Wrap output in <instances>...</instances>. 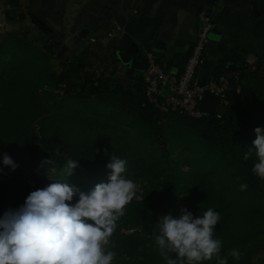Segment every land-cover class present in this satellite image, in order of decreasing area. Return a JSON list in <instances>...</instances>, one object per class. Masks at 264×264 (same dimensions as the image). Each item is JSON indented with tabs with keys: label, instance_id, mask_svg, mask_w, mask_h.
<instances>
[{
	"label": "trees",
	"instance_id": "1",
	"mask_svg": "<svg viewBox=\"0 0 264 264\" xmlns=\"http://www.w3.org/2000/svg\"><path fill=\"white\" fill-rule=\"evenodd\" d=\"M60 37L65 38L63 34ZM79 48L77 53L66 44L60 47L57 57L61 61L68 60L71 67L56 75L51 63L56 52L51 44L40 47L26 32L9 33L0 39V168H4L2 157L5 154L18 165L37 173L39 167L49 165L65 171L67 161L72 159L79 161L73 173V180L79 181L81 178L100 179L109 174L107 164L111 162V155L127 161V176L136 168L144 169L145 164L148 175L141 170L134 175L150 177L152 185L140 200L126 206L118 224L140 226L148 230V235L118 236L111 248L115 253L113 264H166L155 241L154 227L159 218L168 214L178 217L182 208L202 215L210 207L221 215L215 231L223 243L220 257L227 258L228 264H256L253 258L264 240V180L253 173L254 163L258 161L255 152L249 153L248 148L253 147L256 139L255 129L264 128V66L240 63L227 73L213 76L226 75L232 79V88L215 115L200 118L180 112L162 115L146 96L144 71L131 69L127 86L112 85L110 77L114 71L105 78L78 75L75 83L72 71L77 73L84 69L83 56L96 50L86 44ZM115 49L116 55L121 48ZM147 50L158 56L166 70L178 74L189 58V55L183 58L176 55L163 59L155 50ZM63 82L70 88L61 95L44 91L47 85L58 89ZM43 93L55 100L49 108L41 103ZM70 100L80 101L84 109L64 117L58 109ZM53 107L57 110L54 113L49 110ZM108 109L131 121L129 126L140 137L135 147L108 144L92 151L79 147L81 139L60 138L65 132L75 130L74 119L81 121L76 129L79 135H95L99 129H117L114 123L98 117L99 111ZM62 118L66 122L64 129L60 128ZM175 150L178 151L174 154ZM196 153L202 160L227 158L235 163L233 168L239 179L235 197H229L227 190L213 189L217 177L208 178L207 183L200 186L187 182L179 163L193 159ZM226 172L231 173V170ZM241 185L247 188L241 190ZM10 187L12 183L4 177L3 171L0 174V216L23 204ZM233 249L241 253L239 259L231 256ZM133 250L136 255L122 257L123 253ZM203 264H216V259Z\"/></svg>",
	"mask_w": 264,
	"mask_h": 264
},
{
	"label": "clouds",
	"instance_id": "2",
	"mask_svg": "<svg viewBox=\"0 0 264 264\" xmlns=\"http://www.w3.org/2000/svg\"><path fill=\"white\" fill-rule=\"evenodd\" d=\"M255 134L248 151H254L258 161L253 173L264 180V128L257 127ZM2 164L12 170L18 167L7 154ZM78 166L79 161L69 159L67 177ZM107 168L108 182L88 192L56 181L31 191L21 206L0 216V264H113L110 238L139 186L127 178L125 159L111 155ZM246 188L241 185V190ZM220 220V213L211 207L202 215L182 208L178 217H160L154 234L166 264H203L214 257L216 264H228L227 258L220 257L223 243L215 236ZM240 255L237 249L231 251L235 259Z\"/></svg>",
	"mask_w": 264,
	"mask_h": 264
},
{
	"label": "crops",
	"instance_id": "3",
	"mask_svg": "<svg viewBox=\"0 0 264 264\" xmlns=\"http://www.w3.org/2000/svg\"><path fill=\"white\" fill-rule=\"evenodd\" d=\"M18 9L26 19L58 23L70 35L71 42L64 43L68 47L86 44L107 58L115 48L127 49L132 41L143 54L152 49L163 59L190 57L200 14L206 13L219 32L218 38H209L202 66L210 71L209 77L240 63L264 66V0H0L2 15H13ZM3 18L7 27L9 21ZM110 19L119 22L117 29L109 27ZM84 28L89 30L86 38L80 36Z\"/></svg>",
	"mask_w": 264,
	"mask_h": 264
},
{
	"label": "rangeland",
	"instance_id": "4",
	"mask_svg": "<svg viewBox=\"0 0 264 264\" xmlns=\"http://www.w3.org/2000/svg\"><path fill=\"white\" fill-rule=\"evenodd\" d=\"M64 11V10H63ZM67 14L68 12H64V14ZM9 14V15H8ZM6 14L5 19L7 18L8 26H5L4 24L0 25V39L3 38L5 35L9 33H20V32H26L28 33V37L34 41L38 46L43 47L45 43H49L53 46L56 54L52 59V69L56 73V75H60L63 71H67L71 67V63L67 60L61 61L57 57V52L59 51L60 47L65 42L70 43V35L68 32H62L60 29L61 27L58 26V23H55V21H50L48 23L50 30L45 31L42 29V27L34 21V19L25 18V15L23 16L24 12H22V9H18L17 13H13V15H10V13ZM67 19V18H65ZM117 21L114 19H110V25L109 27H114V29H117L116 24L118 26ZM108 24V22H107ZM65 33V34H64ZM61 34L64 35L65 39H63ZM64 40V41H63ZM73 44V48L76 49V52L80 50V46L77 47ZM69 46V45H67ZM72 49V48H71ZM94 49V48H93ZM116 50V49H115ZM115 51L112 52V57H103L101 52H97L96 50H91V52H87V56H83V62L85 65L84 69H80L77 73L72 71L71 76L73 77V81L77 83V77L78 75L81 76H88L92 77V79H96L103 75V77H110L111 71H114V75L110 77L113 79L112 85L115 86L116 83H120L122 86H127L129 84V76L127 74H124V66L122 63L118 60L116 57ZM97 56V57H96ZM81 60V59H80ZM124 69V70H123ZM117 80V81H116ZM70 88L67 82H63L59 84L58 89H55V87H51L50 85H47L44 89V91H54L56 94H63L65 93V90ZM76 90H79V88H76ZM41 103L45 106V108H49L51 104L55 103L54 99H51L46 94H41ZM84 109L82 105L80 104V101L77 100H70L66 102V106L58 109V113L62 114L64 117L71 114H74L73 111ZM51 112H56V108L49 109ZM89 112V111H88ZM81 114V112L79 113ZM82 114H85L82 112ZM98 117H100L101 120H108L112 123H114L118 128L117 129H99L98 132L95 135H89V134H83L79 135L78 131L76 130L81 125V121L78 119L75 120L74 125V131L65 132L60 138L61 139H81L79 142V147L83 146L85 150H92V151H98L101 149V147H107L108 144H111L112 146H118V145H126L128 144L130 147H135V142L140 139L138 133L135 131L133 132V129L129 124L131 121L127 119L125 116H118L113 110L108 109L106 112L99 111ZM61 121H64L61 123L60 128L66 127V122L62 118ZM121 127V128H120ZM124 128H127V130H124ZM82 136V137H81ZM127 139H132L130 141H126ZM178 150H175L173 153H177ZM188 152V151H187ZM197 154V153H196ZM249 153H247L248 155ZM17 164V163H16ZM18 165V164H17ZM141 166L143 167V164L141 163ZM179 166L181 170L186 173L185 177L187 182H191L192 185L200 186L204 183H207V179L212 177L215 179L216 187L213 188L217 191V189H224L228 191L229 197H235L238 192V184L237 177L235 176V170L234 166L235 163L231 159L227 158H217L216 159H208V160H202L200 155L194 156L193 159L189 161H182L179 163ZM145 164L144 169L136 168L135 172L133 174H129L127 178L132 179L135 181V183L139 186L138 192L136 197L132 200H140L148 191V189L151 187L152 182L149 179L150 177L144 176V175H134L135 173H138V170H141V172L145 175H148L147 170H145ZM130 168V167H129ZM226 170H231L230 172H226ZM4 177H6L11 183L13 188L12 192L17 196L19 201L24 203L27 195L36 189L44 188L47 185L54 183L56 181L58 182H68L70 185H74L78 187L81 191L88 192L91 190L96 184L101 182H108V176L109 174L105 175L104 177L100 179H86L81 178L78 180H73L74 175H70L67 177L65 174V171L57 169L53 165L49 166H41L39 167L38 173L36 170H30L28 168H25L23 166L18 165V167L15 170H12L11 167L4 166ZM1 174V173H0ZM150 176V175H149ZM235 176V177H234ZM219 190V191H220ZM189 189L186 190L188 192ZM219 200H221V197H219ZM138 235V236H147L148 230L143 229L140 226L135 225H120L118 224L115 232L113 233L112 237L110 238V245L109 250H111L112 246H114L117 237L120 235ZM216 238H220L217 234H215ZM260 251L254 255V262L256 264H264V240L260 244ZM140 249V248H139ZM113 251V250H111ZM114 252V251H113ZM134 253V254H132ZM136 251L133 250L130 253H123L122 257H132L136 255ZM132 254V255H131ZM130 255V256H129Z\"/></svg>",
	"mask_w": 264,
	"mask_h": 264
},
{
	"label": "built area",
	"instance_id": "5",
	"mask_svg": "<svg viewBox=\"0 0 264 264\" xmlns=\"http://www.w3.org/2000/svg\"><path fill=\"white\" fill-rule=\"evenodd\" d=\"M212 27H214L213 19L206 13H201L195 46L180 74L171 69L166 70L153 51H145L146 96L160 114L180 112L200 118L208 115L199 110L205 89L218 95L221 101H224L227 92L231 90L232 79L226 75L210 77L205 86L201 84L203 80L201 69L205 61ZM234 78H237V75H234Z\"/></svg>",
	"mask_w": 264,
	"mask_h": 264
},
{
	"label": "water",
	"instance_id": "6",
	"mask_svg": "<svg viewBox=\"0 0 264 264\" xmlns=\"http://www.w3.org/2000/svg\"><path fill=\"white\" fill-rule=\"evenodd\" d=\"M37 23L42 27L43 30H50L49 25L41 18L35 19ZM4 23L3 15L0 13V25ZM89 30L84 28L80 34L81 37L86 38ZM218 30L212 27L210 30L209 38H218ZM118 60L123 66L129 67L130 69L145 71L146 57L141 51L140 45L136 41H132L127 49H120L116 51ZM124 70V69H123ZM202 85L205 86L210 76L208 69L201 70ZM221 105V98L210 90L205 89L200 101L199 110L207 113L208 115H215L219 106Z\"/></svg>",
	"mask_w": 264,
	"mask_h": 264
}]
</instances>
